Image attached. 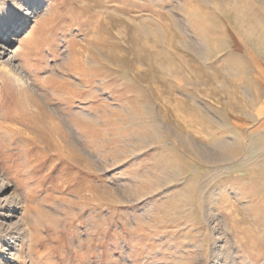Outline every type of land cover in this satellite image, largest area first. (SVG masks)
Wrapping results in <instances>:
<instances>
[{"label": "rangeland", "instance_id": "374dc122", "mask_svg": "<svg viewBox=\"0 0 264 264\" xmlns=\"http://www.w3.org/2000/svg\"><path fill=\"white\" fill-rule=\"evenodd\" d=\"M46 1L0 0L13 264H264V0Z\"/></svg>", "mask_w": 264, "mask_h": 264}, {"label": "bare ground", "instance_id": "6f19581e", "mask_svg": "<svg viewBox=\"0 0 264 264\" xmlns=\"http://www.w3.org/2000/svg\"><path fill=\"white\" fill-rule=\"evenodd\" d=\"M22 2H23V0H22ZM46 2H47L46 0H42L41 3H37L32 10V14L35 16L39 11L43 10L46 7ZM19 3H21V2H19ZM12 7H14V6H12ZM28 10H31V9H28ZM7 20H8V18H7ZM6 28H10L9 22L6 23ZM26 30L27 29H25V26H24L22 28V30L20 32H18L16 38L13 40L14 43H12V44H16V43L20 42L24 38V36L27 32ZM11 49L12 48L9 47L8 51H6V50L2 51V54L3 55L5 54V56L8 57L6 64L7 65L10 64L9 67H11V69H9V71L12 73L13 77H15L16 81L19 84L28 85L29 83H28V80L26 78V73L23 71V69L19 65H16V61H15L16 55H14V51H13L14 49L13 50H11ZM10 189H11V183L5 177L4 171L0 170V232L1 233L4 232L6 234V235L3 234L4 236H3V240L1 241V244H0V250L4 249V252L9 251L12 253V256H10L9 259L7 258V260L5 262H0V264H6V263L13 264V256L17 252L20 251V249L23 247V245L25 243L24 241H27L29 238L28 237L29 232L27 230L26 223H25L26 220L24 221V219L21 217L22 216L21 211L23 209V201L21 199H19L14 193L10 192ZM225 225H226V223H225ZM220 229H222V228H220ZM214 249H215V251H219V247L217 245L215 246ZM2 257L4 259L3 255H2ZM15 258H17V256ZM215 264H222V262L220 261V259H218L215 262Z\"/></svg>", "mask_w": 264, "mask_h": 264}]
</instances>
